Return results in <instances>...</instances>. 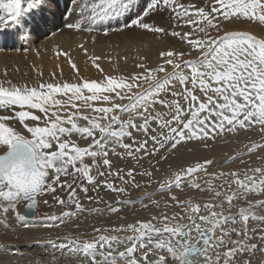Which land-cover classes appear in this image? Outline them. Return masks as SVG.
<instances>
[{"label": "snow or ice", "instance_id": "snow-or-ice-1", "mask_svg": "<svg viewBox=\"0 0 264 264\" xmlns=\"http://www.w3.org/2000/svg\"><path fill=\"white\" fill-rule=\"evenodd\" d=\"M71 2L76 5L72 11L78 10L79 18L86 15L90 22L128 13L124 29L171 35L186 50L162 51L163 63L156 67L141 62L136 66L142 72L104 75L99 81L79 76L69 54L57 51V56L68 57L77 82L30 86L0 80V113H4L0 114V212L14 211L22 227L30 228L26 216L15 211L17 206L24 203L33 212L38 197L48 194L65 205L66 200L56 195L58 188L67 192V201L76 209L84 211L78 190L85 196L90 190L87 185L119 194L127 193L129 186L140 190L144 185L137 181V174L151 182L154 171H159L156 165L192 140L207 148L208 139L224 133L259 131L261 140L247 145L246 152L264 151V36L227 26L242 20L264 26V0H209L202 6L180 0H140L138 5L130 0ZM58 6L57 0H0V31L15 25L46 34L51 23L46 13ZM133 8L139 10L133 12ZM160 11L169 12L174 28L191 30L169 32L157 26L150 17ZM66 14L71 15L67 6L60 18ZM117 25L109 30L122 31L119 21ZM65 26L81 29L77 22ZM86 30L92 31L91 26ZM90 59L103 73L97 63L101 58ZM37 74L43 76L42 71ZM51 75L56 78L55 73ZM13 121L20 130L12 126ZM145 157L154 171L136 167L125 171L116 163L131 159L141 165ZM236 159L244 163L240 156L229 157ZM257 159L261 163L254 168L229 172L210 171L213 160L207 158L172 170L159 188L173 193L164 208L174 205L179 212L162 211L148 220L94 228L91 238L65 236L66 243H49L60 250L68 248L75 264H264V156ZM200 174L210 177L203 185ZM216 179L224 183L214 185ZM115 180L121 182L119 186ZM186 188L206 191L211 198L204 203L180 199L175 192ZM156 194L144 193L141 207L160 208V201L152 198ZM134 203L127 201L129 206ZM108 210L117 213L120 208L108 205ZM75 214L65 213V218ZM0 255L14 253L0 245ZM0 264L9 261L0 260Z\"/></svg>", "mask_w": 264, "mask_h": 264}, {"label": "rangeland", "instance_id": "rangeland-1", "mask_svg": "<svg viewBox=\"0 0 264 264\" xmlns=\"http://www.w3.org/2000/svg\"><path fill=\"white\" fill-rule=\"evenodd\" d=\"M180 2L185 3V4L193 3V4H196L197 6H202L203 4L209 2V0H180ZM130 3L133 5H138L140 3V0H130ZM57 4L59 5L58 7H53L50 13H46V15H48L51 20V23L49 24L48 29L50 27L52 29L47 30V33L42 35L40 39H43V38L45 39L46 37H50L51 35H53L54 32H60L63 29H66L67 27L65 25L67 23L77 22L81 24V29L79 30L75 28L67 29V30L70 29L69 31H71V33H74L75 36L83 35L85 38H88V39L97 36L98 38L102 37L101 40L111 39L112 42L115 40V42L117 41L119 43L124 42V40L135 41V42L146 40L152 44V48H151L152 55L151 56L153 57L147 58L145 62L149 68L156 67L157 65L163 63V59L160 57V54H159L162 51H166L170 49L176 50V51L186 50V45L183 42H181L178 38L173 37L171 35L151 33L146 30L137 29L135 27L130 28V29H124L123 24H124L125 18L128 15V13H122L118 17L117 16L107 17L101 20L90 22L86 15L84 18H79L78 10L72 11V9L76 7V5L75 3L71 2V0H57ZM65 6H67L71 15L66 14L65 17L63 18L64 20L63 19L61 20L60 12L64 10ZM138 10H139L138 8H133L131 11L134 12ZM53 13L54 14L57 13V16L56 14L52 15ZM57 20L61 22L58 23ZM150 20L154 21L157 26L166 28L169 32L172 30L181 31V32L191 30L187 26L174 28L173 21L170 19L169 12L167 11H160V12L154 13L150 17ZM117 21H119V27L123 30L122 31L109 30V26H111L112 29H115L118 26ZM60 24H62L63 27ZM89 25L91 26L92 31L86 30V28ZM54 26L55 28H53ZM227 26L230 29L251 31L253 34H256L258 36H264V26H261L256 22H248V21L242 20L240 22L228 24ZM105 32H107V35H105ZM213 35H215V33H213ZM28 47L29 46L24 43L22 46L19 47V49H17V51L19 53L20 51L24 53L26 51V48ZM13 49L14 48H12V50ZM156 51L158 52V54ZM131 64L132 63H128L124 66V68L120 69L119 76L121 75L130 76L133 73H139L140 68H138L136 65H133V64L131 65ZM170 70L171 69H169V71ZM126 102L127 101H124V103ZM12 124L15 125L14 122H12ZM73 139H77V137H73ZM213 141H214L213 139H208L206 143H208V146H209L212 143H214ZM79 142L82 145L86 143V141L84 140H80ZM194 142L196 141L192 140V141L183 143L181 146L178 147V149L183 146L185 147L191 146ZM211 153H212L211 150L209 148L208 149L206 148L205 156L198 157L197 159L189 162L188 164H181L179 167H177L174 161L176 152H174L168 156V159L166 161L161 160L160 163L156 165L159 171H154L152 168H149V160L147 157H145V159L141 162V165H137L136 162L131 159L117 160L116 161L117 165L119 167H123L125 171H127V169L130 167H136L138 171H143L146 168L150 171H154V176L152 178V181L149 182L147 177H141L137 174L136 176L137 181L141 185H144V187L140 190H136L129 186L128 192L124 194L114 193L103 187L99 188V190L96 191L92 189L91 185H87L90 189L87 196H85L84 193L78 190V195L80 197V203L83 205L84 211H80L79 209H76L74 205H72L71 202L67 201V192L61 191L58 188L56 195H59L61 198L66 200L65 205H60L59 203H57L56 199L54 198L52 194L38 197L36 211L46 212L47 213L46 218H44L41 222L40 221L38 222L37 219H31V220L26 219L25 222H27L31 226H35L34 224H37V225L47 226L51 228L58 227L59 231H63L64 237L73 236V237H81V238H91L94 235V232H93L94 228H111V227H116L119 225H126L128 223H133L136 220H148L151 218L152 215L157 214L162 211H167L168 214L171 215L173 212H179L180 209L175 207L174 205L167 209L164 208L165 201H167L168 197L172 195L173 193L161 192L159 188V182H162L164 179L168 178L172 170L187 167L190 164H193L197 161H203L206 158L208 159ZM237 156H240L244 160V163H241L240 159L230 161L229 158H226L223 161L224 163L221 162V163L215 164L216 161L213 160V166H209V170L215 171V172H219V171L229 172L232 170H243L249 167L254 168L261 163L257 159V157L264 156V151H257L256 153L252 155H248L247 152L245 151ZM156 159H158V157L153 158L151 160V163L156 164ZM94 174H95V170H94ZM209 178L210 177H207L204 174H200V182L202 183V185H203L204 180L209 179ZM109 179H113V178L109 177ZM115 183L117 186H119L121 182L119 180H115ZM223 183L224 181L220 179L213 180V184L217 186ZM146 192L157 193L152 198L160 201L161 203L160 208L151 206L150 201L147 199H144V203L149 204L150 205L149 208L144 209L141 207L139 200L144 198V193ZM175 194L179 195L180 199L192 198L194 201H197L200 203H204L205 201L211 198V194L206 191L201 192L199 190L189 189V188H186L183 193H180L177 190ZM89 197L91 199H89ZM45 200L47 201V203H44ZM129 200L136 201V203L129 206L127 204V201ZM117 201H125V203L118 204ZM237 203H241V202H237ZM108 205L116 206L120 208V211L117 213H112L108 210ZM225 207H227V205H225ZM23 209H24V206L21 203L20 205L17 206L15 211H18L22 215ZM11 212L14 213V216H13L14 221L22 225L23 222H21L20 220L16 218L15 212L14 211H11ZM68 212H74L76 214L72 217L65 218V213H68ZM232 212L236 213L237 209L233 208ZM50 217H55L57 219L53 220V219H50ZM61 218L64 219L63 223L60 222ZM4 220L5 219L0 218V224L2 227L5 228V230H7L8 232H15L17 230L15 227L11 226V224L9 225V223L6 220L5 221ZM48 225H53V226H48ZM109 234H115V233H109ZM121 235H127V233H122ZM63 238L58 240L56 244L66 243V241H64ZM52 247L53 246H48L47 249L52 248ZM37 248L42 249L40 246L34 245L31 247H28V250H34ZM54 250H59V248H54ZM63 250L64 252L67 251L68 255L71 254L68 248H65ZM47 263H49V261H47ZM54 264H57V262H54Z\"/></svg>", "mask_w": 264, "mask_h": 264}, {"label": "bare ground", "instance_id": "bare-ground-1", "mask_svg": "<svg viewBox=\"0 0 264 264\" xmlns=\"http://www.w3.org/2000/svg\"><path fill=\"white\" fill-rule=\"evenodd\" d=\"M0 13H2V10H0ZM55 14L57 16V13ZM60 22L58 21V23ZM60 25L62 26V24ZM67 29L54 32L53 35L45 39H40L45 33L31 32L30 26L17 27L12 25L0 31V80H11L15 84L27 83L30 86H35L40 82L60 83L65 80L70 83L77 82V74L68 63V57L57 56V51L69 54L71 60L79 69V76L98 81L102 80L104 75L119 77L120 69L124 68L126 64L145 63L147 58L153 57L151 56L152 44L146 40L140 42L124 40V42L119 43L115 40L112 42L111 39L101 40L102 37L98 38L97 36L93 40V37L88 39L83 35L75 36L74 33L69 31L70 29ZM24 43L29 47L26 48L24 53L21 51L19 53L17 49ZM80 45H83V48ZM12 48H14V51ZM84 49L87 50V53ZM92 56L101 58L97 63L103 69V73L93 66L90 59ZM5 70L7 71L6 76ZM38 71H42V77L38 76ZM142 71V69L139 70V72ZM52 73H55V79L52 78ZM36 114L39 115L38 112ZM14 124L12 126L20 130V125L15 122ZM249 137L251 140H249ZM260 140L259 131L241 132L239 135L224 133L207 147L212 152L208 159L216 161L215 164L221 163L226 158L245 152L246 146L250 145L251 142ZM196 142L191 146H183L176 151L175 157H173L177 167L181 164H188L198 157L205 156L204 143ZM22 204L25 206L24 203ZM13 216L14 213L11 211L7 214L0 212V218L5 219L9 225L11 224L17 229L15 232H8L0 224V245L9 246L14 253V255L8 257L0 255V260H7L9 264H54V262H57V264H75L73 255H68L67 251L64 252V250H54L57 247L49 243V241H52L56 244L58 240L64 237L63 231H59L58 227L51 228L34 224L35 226L25 229L14 221ZM46 216V212L36 211L33 219L41 222ZM59 244L61 243L56 245ZM34 245L40 246L42 249L28 250V247ZM48 246L53 247L47 249Z\"/></svg>", "mask_w": 264, "mask_h": 264}, {"label": "water", "instance_id": "water-1", "mask_svg": "<svg viewBox=\"0 0 264 264\" xmlns=\"http://www.w3.org/2000/svg\"><path fill=\"white\" fill-rule=\"evenodd\" d=\"M36 209L33 212H29L26 210V207L24 206V210L22 212V215L26 216V219L31 220L35 216Z\"/></svg>", "mask_w": 264, "mask_h": 264}]
</instances>
